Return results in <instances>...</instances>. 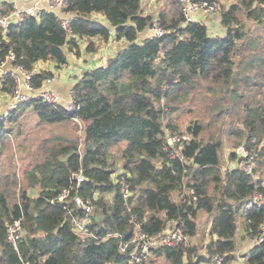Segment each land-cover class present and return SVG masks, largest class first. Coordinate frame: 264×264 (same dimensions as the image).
Segmentation results:
<instances>
[{"label": "trees", "instance_id": "1", "mask_svg": "<svg viewBox=\"0 0 264 264\" xmlns=\"http://www.w3.org/2000/svg\"><path fill=\"white\" fill-rule=\"evenodd\" d=\"M64 10L75 15L69 29L46 11L27 16L21 24L0 26V65L6 61L37 69L40 63H51L58 69L68 64L69 53H81L83 40L86 51L95 52L99 41H109L112 28L128 44L73 84L79 110L31 100L0 120V156L17 113L27 107L48 123L78 125L76 116L83 130V140L74 133L35 148L33 141L26 146L19 141V151H12L7 163L0 160V264H131L133 245L126 251L121 246L134 235L133 215L149 236L175 224L194 240L201 210L213 215L207 242H155L142 264L158 259L163 264H210L215 252H226L232 260L240 221L245 239L254 240L264 225V0L224 6L219 12L223 34L210 32L201 20L185 23L179 8L171 19L158 16L164 34L140 37L153 20L142 0H69ZM53 75L50 68L37 69L35 87L44 89ZM0 90L13 94L9 75L0 79ZM182 90H197L211 99L215 93L220 99L215 110L229 112L230 130L241 135L251 171L226 167L223 136L199 137L200 124L187 127L192 138L182 144L179 156H168L169 136L181 131L165 123L164 113L176 108L173 95ZM14 136L15 141L18 133ZM23 151L30 153L28 163H23ZM229 158L245 159L237 149ZM20 160L23 176L18 175ZM120 169L124 176L118 174V181L114 173ZM80 171L84 179L79 182ZM123 177L131 189L127 200ZM36 185L41 190L32 196L28 190ZM186 186L194 188L197 200L193 194L182 196ZM64 188L69 194L59 201ZM256 193L263 202L248 205ZM75 196L91 199L96 207L92 235L77 233L69 221L68 208H77ZM20 217L26 234L16 248L7 239V227ZM246 261L264 264V245L255 243Z\"/></svg>", "mask_w": 264, "mask_h": 264}, {"label": "built area", "instance_id": "2", "mask_svg": "<svg viewBox=\"0 0 264 264\" xmlns=\"http://www.w3.org/2000/svg\"><path fill=\"white\" fill-rule=\"evenodd\" d=\"M179 5L185 18V23L187 22H197L200 21L199 13H216L219 14L220 10L223 8L222 0H175ZM69 0H36L34 5L29 7H21L16 3H13L11 9L8 13L0 16V26L8 27L13 23L21 24L27 16H39L42 11L48 13H54L58 16L62 26L66 29L70 27V21L74 16H68L69 12L64 10ZM44 3L45 7L41 6ZM148 28L152 31V36H161L166 32V29L160 25L158 18H153L152 22L149 24ZM13 57V54L11 55ZM37 73V69H29L24 64H17L12 67H7V62L4 61L0 65V79L4 75H9L14 81V90L12 94V103L9 107L0 115V120L6 118L15 110L21 103H25L31 100H39L41 102H48L52 104H64L69 112L79 110L81 103L76 97V91L72 86L68 92V96L65 101H63L62 96L47 87L38 90L33 82L34 76ZM53 80V76H49L46 79V84ZM74 120L81 125L78 117H74ZM191 140L188 134H182L178 132H173L169 136V141L172 144V149L169 150L168 156L170 158H176L180 154L182 144L186 141ZM250 160V159H249ZM251 161V160H250ZM249 164V163H247ZM252 165V162H251ZM251 171V168H249ZM118 174L124 176V170L120 169L114 173L115 180L120 181ZM78 181L84 179L83 171L76 173ZM122 180V191L124 193L125 199L127 200L131 195L130 184ZM188 194H193L197 200V194L192 187H185L182 192V196ZM69 194L68 188H64L58 195L59 201L66 200ZM77 208H68L70 214L69 221L73 225V229L83 235H92V215L95 214V207L91 199H84L82 197L75 196ZM261 203L263 199L260 194L256 193L254 198L249 202L248 205L253 203ZM134 224V235L131 240L127 243H123L121 250L126 251L130 245L132 246V251L129 252L130 263L131 264H142L143 260L148 256L150 252V247L155 242H162L168 245H175L178 243H183L188 245L193 242V237L187 232H184L180 227L173 224L169 226L162 233L157 236H149L142 227L140 222L137 220V216L133 215L131 218ZM26 234V228L23 224L22 217L15 218L8 224L7 227V239L16 248L19 242L24 238ZM254 242L256 244L264 245V225L262 227V232L255 236ZM25 264H30L26 262ZM38 264H43L40 262ZM211 264H235L233 260L228 259V254L226 252H215L212 255Z\"/></svg>", "mask_w": 264, "mask_h": 264}, {"label": "rangeland", "instance_id": "3", "mask_svg": "<svg viewBox=\"0 0 264 264\" xmlns=\"http://www.w3.org/2000/svg\"><path fill=\"white\" fill-rule=\"evenodd\" d=\"M223 7L229 4L228 1L222 0ZM179 8V5H178ZM152 34V31L149 30ZM173 101L176 108L172 110H166L164 113V121L172 122L176 129L182 134H188L190 138H192V134L187 132V127L194 126L195 124H200L203 127V131L199 137L207 138L210 135H222L224 138V148H223V158L226 160V167H244L245 169L251 168V161L246 160L248 156V151L244 147V145L240 144L241 135L239 133H232L229 127V120H231V116L229 112L223 111V113H219V110H215L218 107L220 102L219 98L215 97L211 99L210 97H204L203 94H200L197 90H182L181 92L173 95ZM26 110L25 113L19 111L17 116L19 117L15 120L14 123V132L18 133L17 140L14 141L15 136L14 132L11 133L12 136L9 140H5L2 154L0 156V160L3 162H8L10 158V154L12 151H19L17 148V144L22 142V146L29 145L31 141H33L32 148H35L36 144H40L42 141L47 140L48 145L52 144V142H58L60 140H64L66 137H71L74 133L81 135L83 140V130L80 124H74L69 122H54L48 123L41 121L38 117V114L34 111L32 107L24 108ZM16 114V113H15ZM224 114V115H222ZM171 129V127H167ZM173 130V129H171ZM14 136V137H13ZM7 137V136H6ZM13 140L14 143L10 142ZM52 141H50V140ZM28 142V143H27ZM79 146H82V141H79ZM13 148V150H12ZM15 148V149H14ZM24 150L27 148L22 147ZM238 150L244 157V160L239 158V162L232 161L229 158L230 152L233 150ZM79 151L82 150L78 148ZM30 152V151H29ZM25 155V159L23 163H28L30 160V153L27 151L22 152ZM16 154V153H15ZM19 161V160H18ZM20 160L19 165L17 163L18 175L23 176V164ZM249 163V164H247ZM12 165L11 168L15 167L14 163H10ZM41 190L40 185H36L29 188V194L32 196L38 195ZM96 211V210H95ZM213 219V215H211L207 210H202V213L199 215V229L198 234L194 236V243L199 244L201 241L207 242L210 238L208 220ZM212 221V220H211ZM202 225V226H201ZM242 222L240 221V229L238 231L237 239L240 240L243 236L242 234ZM203 233L205 236H203ZM246 255V253H245ZM247 260V259H246ZM244 260V261H246ZM161 259L156 261V264H161ZM163 264V263H162Z\"/></svg>", "mask_w": 264, "mask_h": 264}, {"label": "crops", "instance_id": "4", "mask_svg": "<svg viewBox=\"0 0 264 264\" xmlns=\"http://www.w3.org/2000/svg\"><path fill=\"white\" fill-rule=\"evenodd\" d=\"M228 2L236 0H225ZM13 3L21 7H29L36 3V0H0V16L6 14L11 9ZM145 14H150L153 18H158L161 14L168 19H171L174 15L179 12L177 3L174 0H142ZM41 6L45 7L42 3ZM68 16H75L69 13ZM94 17L101 19L105 23L107 22L105 16L102 14H93ZM199 18L203 21L208 30L214 34L224 33L225 28L223 27L220 19V15L216 13H199ZM111 37L108 42L99 41V47L95 52L86 51V41L83 40L81 53L79 55L71 52L68 54V64L56 69L51 63H40L37 65V69L47 67L54 71L53 80L46 84L48 89L58 92L63 101L66 100L68 92L73 84L82 77L83 73L88 70L100 66L106 63L109 56L113 55L119 49L125 47L128 43L124 38L116 37L115 28L111 29ZM150 29L144 30L140 37L151 35ZM7 67H12L7 62ZM12 103V95L0 90V115L9 107ZM202 213V210L199 214ZM212 220V219H211ZM211 220H208L207 227L211 225ZM202 226V225H201ZM243 234V232H242ZM238 247L232 258L235 264H248L246 260L252 249L254 248V240L251 238L245 239L244 234L240 240L237 239ZM246 253V255H245ZM211 264V263H210Z\"/></svg>", "mask_w": 264, "mask_h": 264}, {"label": "water", "instance_id": "5", "mask_svg": "<svg viewBox=\"0 0 264 264\" xmlns=\"http://www.w3.org/2000/svg\"><path fill=\"white\" fill-rule=\"evenodd\" d=\"M93 210H96V207H94Z\"/></svg>", "mask_w": 264, "mask_h": 264}]
</instances>
